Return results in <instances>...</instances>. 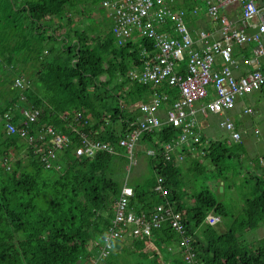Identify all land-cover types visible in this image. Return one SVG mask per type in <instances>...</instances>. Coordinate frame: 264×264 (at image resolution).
Here are the masks:
<instances>
[{"label":"trees","instance_id":"obj_1","mask_svg":"<svg viewBox=\"0 0 264 264\" xmlns=\"http://www.w3.org/2000/svg\"><path fill=\"white\" fill-rule=\"evenodd\" d=\"M76 1L0 0V264H92L95 242L109 226L110 207L121 191L129 163L122 149L82 159L70 155L68 149L59 154L60 167L53 169L45 168L26 148L25 157H12L10 153L22 147L24 139L18 133H6V113L11 111L12 119L36 137L43 124H52L71 135L75 144L79 137L74 127L117 144L130 131L129 123L136 121V114L126 109L147 100L155 90L129 75L144 65L142 50L156 52L154 40L139 37L119 46L113 25L104 36L85 24L79 29ZM20 77L27 79L30 88L15 86ZM163 89L170 90L172 103L175 91L167 86ZM23 93L28 96L27 105L41 108L37 124L25 125L20 120ZM177 132L165 126L159 135L147 133L142 141L151 146L157 137L164 142ZM235 145L246 153L244 143ZM206 150L203 160L191 161L186 175L174 162L150 158L152 178L145 185H134L131 205L138 212L152 214L164 200L154 191L158 176H163L169 188L166 199L181 212L185 232L179 233L166 222L153 229L148 239L159 243L162 253L170 255L169 249L174 248V256H168L171 264H189L179 244L187 235L201 264H264V237L250 247L244 237L264 226V165L261 176L252 174L254 182L239 192L243 195L242 212L231 222L232 236L224 239L206 217L213 210L221 220L227 215L218 187L231 178L235 157L224 142H212ZM257 160L260 163L261 159ZM205 170L215 172V188L209 185L185 195L182 177L198 178ZM148 239H134L133 243L142 245ZM143 249L113 248L99 264L140 261ZM121 254L129 257L128 261L120 258Z\"/></svg>","mask_w":264,"mask_h":264},{"label":"built area","instance_id":"obj_2","mask_svg":"<svg viewBox=\"0 0 264 264\" xmlns=\"http://www.w3.org/2000/svg\"><path fill=\"white\" fill-rule=\"evenodd\" d=\"M199 0L190 9H174L166 0H102L103 6L112 18V34L119 46L139 37L154 40L156 52L142 50L145 63L141 69H133L130 78L155 89L147 100L132 103L129 111L142 113V117L130 122V131L117 144L92 136L93 132L74 127L79 137L74 143L71 135L59 131L52 124H43L38 137L27 127L19 126L12 119L11 111L6 113V133H18L26 142V150L37 155L47 169L60 167L59 154L70 149L75 158H91L100 151L119 153L122 149L129 158L127 176L123 180L119 195L110 207L112 215L109 226L101 240L95 242L96 251L92 264H99L115 248L113 242L122 240L130 233L137 241L144 242L153 229L161 228L169 222L179 233L185 228L182 214L176 211L166 199L169 188L165 178L158 176L154 191L164 200L152 214L138 212L131 205L134 187L129 184L131 170L137 163L136 148L145 134L162 132L165 126L177 129L176 137L159 141L146 149L149 158H162L165 162L183 163L188 152L196 151L203 144V135L198 129L199 115H225L235 108L240 97L264 88V69L261 57L264 56V0ZM200 4L207 8L208 16L219 26L220 37L212 38L207 30L190 26L188 14L197 15ZM230 9V10H229ZM229 10V11H228ZM236 13L235 16L231 14ZM256 31L248 33V29ZM202 45L198 46L197 42ZM252 43V55L236 56L235 46ZM247 67L246 71H242ZM15 86L30 88L26 78H17ZM168 87L175 91L171 101ZM162 88V89H161ZM24 102L19 107L23 124H37L41 108L27 105L28 96L23 93ZM165 107V116L159 114ZM18 108V107H17ZM251 108L245 109L252 113ZM221 126L227 129L234 141H241L249 135L248 129L238 130L234 121L226 117ZM255 133H259L256 130ZM204 155L205 151L201 149ZM9 169V166H7ZM206 221L216 226L221 216L211 211ZM180 247L183 259L189 264H201L193 251L191 237H182Z\"/></svg>","mask_w":264,"mask_h":264},{"label":"rangeland","instance_id":"obj_3","mask_svg":"<svg viewBox=\"0 0 264 264\" xmlns=\"http://www.w3.org/2000/svg\"><path fill=\"white\" fill-rule=\"evenodd\" d=\"M200 3V2H199ZM59 7V5L57 6ZM75 20L77 22V28L81 29L83 28L84 24L86 26H89V29H94L96 30L95 33L97 34H102V36L106 35L112 26V20L110 18L108 10L103 6L101 1H95V0H78L76 1L75 4ZM83 21V22H82ZM91 36H93V33H90ZM238 49V48H237ZM241 98V102H247L249 104H252L254 106L253 114H248L247 116L244 117V120L242 121V126H247V127H253L254 129L257 128L260 131L264 132V94L260 91H255L250 95H245ZM126 110H129L128 108ZM232 112L230 113V116L233 118H236L235 121H241L238 115H231ZM262 132V133H263ZM252 135H248L249 137L253 138V140L249 141V147L248 144L245 145V148L248 147L249 149H246V153L243 154L242 150L237 148L234 141L230 139L229 136V131L226 129H222L220 127H217L216 129V134L215 138L220 139V140H228V145L231 149V153L235 157L232 158L231 160V170H230V179L225 181V188L228 186L229 188L226 189L224 192L220 190V187L218 189V193L215 192L218 195V198L222 201V203L225 206V210L227 212V215L224 219H222V227L224 228L225 226L229 230L231 227V222L234 218L238 217L242 210L241 208L239 209V205H241L243 202V195L239 192H242V188L245 186H249L251 182H254V180L251 178L252 174L254 172H251L248 158L250 156H254L256 161L259 159L263 154H264V140L258 139L262 136V133L256 134L252 132ZM25 145V146H23ZM22 147L18 148L15 150L14 153H10L12 157H25V147H26V142L24 141ZM24 147V148H23ZM251 147V148H250ZM248 152V153H247ZM249 154V155H248ZM126 156V155H125ZM246 156V157H245ZM127 157V156H126ZM128 158V157H127ZM190 160H186V162L182 163L180 165L181 169H184L185 163L189 162ZM129 162V158H128ZM0 164L2 165V161L0 160ZM147 172L144 176L145 184L148 183V180L152 178V169L150 166L147 167ZM206 171V172H205ZM203 174L200 176L201 179L194 178V177H186L185 174L182 179H183V184L185 183V188H184V193L190 192V189L187 190V186L190 185L192 188V192L194 191H200L204 189L206 186H211V188L215 185V172H209L205 170ZM127 170L123 172L124 178L127 176ZM192 174V171H190ZM260 174V173H257ZM261 176V175H260ZM186 177V178H185ZM209 179V181H207ZM221 183H224V181H221ZM219 184V185H220ZM247 190H245L246 192ZM242 206V205H241ZM220 224H216V226H219ZM214 226V229L216 228ZM232 236V233L231 235ZM245 243L247 246H252V243L260 238L264 237V226H261L259 228H256L255 230H250L245 233ZM224 239H228V237H224ZM120 258H124L123 260H127V256L125 254H121ZM134 262V261H132ZM138 264V263H135Z\"/></svg>","mask_w":264,"mask_h":264},{"label":"crops","instance_id":"obj_4","mask_svg":"<svg viewBox=\"0 0 264 264\" xmlns=\"http://www.w3.org/2000/svg\"><path fill=\"white\" fill-rule=\"evenodd\" d=\"M166 1L174 9L184 8V5H185V9H190L192 5H194L196 3H199V0H166ZM231 15L235 16L236 13L231 14ZM110 18H111V16H110ZM111 20H112V18H111ZM187 23L190 26H196L199 29L207 30L209 33H211L212 38H219L220 37L218 24L216 22H214L213 20H211V18L208 16L207 8L203 4H200V12L197 15L188 14ZM249 30H253V32L256 31V29L250 28V29L247 30L248 33H250ZM197 45L201 46L202 42L198 41ZM253 47H254V45L252 43L245 44L242 47L236 45L235 46V54H236V56H241V57L243 55H252V49L251 48H253ZM261 62H262V69H264V56L261 57ZM247 69L248 68L245 67V68L242 69V71H246ZM258 91H260V92H262V94H264V88H262V89H260ZM252 93H250V94H252ZM250 94H247V96L250 95ZM4 105L5 104H3V106ZM165 107H167V106H164L159 112V114L161 116H165ZM247 108H251L252 110H254V106L252 104H249L247 102L243 103V102H241V98H239L235 108L232 109L231 111L227 112L225 115H218V114L199 115V118H198V129L203 135V144H201L196 151L188 152L187 160L189 159L190 161L185 163V166H184L185 174L188 173L187 171H188V169L190 167V163H191L192 160H194V159L203 160L206 157V151H207L206 149L210 146V144L212 142H224L226 144L228 143V140H220L218 138L217 139L215 138L217 127H220L222 129L226 130L220 124L221 121L223 119H225L226 117H228L232 121H234V123H235V125H236L238 130H240V129H248L249 130V136L253 134L252 132L255 133V131L258 130L257 128L254 129L253 127L242 126V123H243L242 121L244 120V117L247 116L248 114H253L254 113L253 111H252V113H246L245 109H247ZM231 112H232L231 115H233V114L238 115V117L240 118L241 121H235L236 118H233L232 116H230ZM142 116H143L142 113L138 112L137 115H136V119L141 118ZM262 132L263 131L259 130L258 134H260ZM229 136H230V139L232 141H234L232 139V137H231V134H229ZM249 136L247 135V136L243 137V139L241 141H239V142L234 141V143L242 142V143H244V145H247L250 140H253V138H251ZM257 137H258V139L264 140V132L262 133V136L260 138H259V136H257ZM23 146H25V145H23ZM148 147H149V145H147L146 143L141 141V143L136 148L137 163H136V165L133 166V168L131 170L130 178H129V184L131 186H133V187H134V185H137V184L145 185L144 182H145L146 178L144 179V176H145L146 172L148 171L147 167L148 166L151 167L150 158L146 155V149ZM248 147H249V144H248ZM248 147H246V149H249ZM201 149H203L205 151L204 155L201 153ZM248 159L250 160V161H248L249 162L248 164L250 166L251 172H254V174H257V173L261 174V172L263 171L262 170L263 168H262L261 165H264V161L262 160V156L259 158V159H261L260 163L256 162V159H255L254 156H250ZM181 164L182 163H178L177 165L180 167ZM127 166H126V170H127ZM260 174H258V175H260ZM199 179H201V177H199ZM221 184L219 185V187L221 186ZM223 186H224V189H225V183H223ZM219 187H218V189H219ZM188 189H190V192H191L192 188H191L190 185L187 186V190ZM224 189L221 190V191L224 192ZM185 195H187V192H185ZM241 205H239V207H238L239 209L242 207ZM221 222L222 221H220L218 223L220 225L216 226V228L214 229L215 233L217 235H222V236H224L226 238L227 237L230 238L231 237L230 236L231 235V227H230L229 230L227 229L226 226L223 228L221 226L222 225ZM133 240H134L133 236L130 233H128V234L125 235V237L122 240L117 242L118 246L115 247L118 250H122L123 247H124L129 252H136V251L138 252V250L140 248H144L143 251L145 253L143 254V258H141L140 261H138L136 259H132V261H134V262H130V263H127V264H135V263H138V264H143V263H147V264H151V263L152 264L170 263L171 264V261L168 260V256H171V257L174 256V253H173L174 248L172 250L169 249L172 253H170V255H168L166 253H162L161 252V250L159 249V246H158L159 243L158 244L155 243L153 241V239H150V240L148 239V241L146 243H143L142 245H138L137 243H133L134 242ZM254 242H256V241H254ZM160 246H162V245H160ZM178 248L180 249L179 246H178ZM134 255L135 254H133V256ZM128 259H129V257H127V261H128ZM130 261H131V259H130ZM122 262H123V260H122Z\"/></svg>","mask_w":264,"mask_h":264},{"label":"water","instance_id":"obj_5","mask_svg":"<svg viewBox=\"0 0 264 264\" xmlns=\"http://www.w3.org/2000/svg\"><path fill=\"white\" fill-rule=\"evenodd\" d=\"M259 3H260V5H262L263 4V1L262 0H259ZM249 32L251 34L254 33L253 30H249ZM223 189H224V186H223V183H222L221 186H220V190H223ZM113 246L114 247H117L118 246L117 242H113Z\"/></svg>","mask_w":264,"mask_h":264}]
</instances>
